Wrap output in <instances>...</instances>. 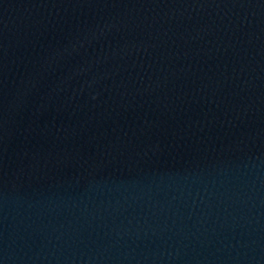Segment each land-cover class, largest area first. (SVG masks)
I'll return each mask as SVG.
<instances>
[{"label":"water","instance_id":"obj_1","mask_svg":"<svg viewBox=\"0 0 264 264\" xmlns=\"http://www.w3.org/2000/svg\"><path fill=\"white\" fill-rule=\"evenodd\" d=\"M0 264H264V0H0Z\"/></svg>","mask_w":264,"mask_h":264}]
</instances>
